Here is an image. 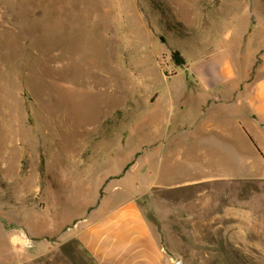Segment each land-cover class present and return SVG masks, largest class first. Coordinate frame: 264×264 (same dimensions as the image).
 <instances>
[{
    "label": "rangeland",
    "instance_id": "rangeland-1",
    "mask_svg": "<svg viewBox=\"0 0 264 264\" xmlns=\"http://www.w3.org/2000/svg\"><path fill=\"white\" fill-rule=\"evenodd\" d=\"M211 55L264 64V0H0V264H97L78 236L130 197L171 264H264L253 156L165 173Z\"/></svg>",
    "mask_w": 264,
    "mask_h": 264
},
{
    "label": "crops",
    "instance_id": "crops-1",
    "mask_svg": "<svg viewBox=\"0 0 264 264\" xmlns=\"http://www.w3.org/2000/svg\"><path fill=\"white\" fill-rule=\"evenodd\" d=\"M224 58L211 55L201 59L202 71L192 72L194 94L206 99L198 120L184 123L174 133L171 140H182L180 144L186 145H180L176 157L173 151L169 153L170 161L164 166L166 175L177 173L179 168L193 176L213 173L220 168L219 160H225L220 144L231 143L227 157L235 156L236 147L242 148L246 155L253 156L255 172L264 177V64L258 70L252 64L250 73L239 79L229 58ZM209 67L213 70L209 71ZM186 104L178 106L180 111L189 109ZM224 168L234 172L235 165L230 168L228 163L220 169ZM205 180L195 177L187 184L198 186ZM96 209L78 240L86 255L97 264H171L136 199L122 200L97 216Z\"/></svg>",
    "mask_w": 264,
    "mask_h": 264
},
{
    "label": "trees",
    "instance_id": "trees-1",
    "mask_svg": "<svg viewBox=\"0 0 264 264\" xmlns=\"http://www.w3.org/2000/svg\"><path fill=\"white\" fill-rule=\"evenodd\" d=\"M172 61L176 64V66L178 67H183L186 64V61L184 59V57L182 56V54L179 51H174L172 53Z\"/></svg>",
    "mask_w": 264,
    "mask_h": 264
},
{
    "label": "water",
    "instance_id": "water-1",
    "mask_svg": "<svg viewBox=\"0 0 264 264\" xmlns=\"http://www.w3.org/2000/svg\"><path fill=\"white\" fill-rule=\"evenodd\" d=\"M178 264V263H177Z\"/></svg>",
    "mask_w": 264,
    "mask_h": 264
}]
</instances>
